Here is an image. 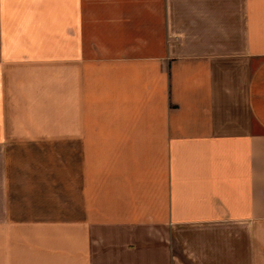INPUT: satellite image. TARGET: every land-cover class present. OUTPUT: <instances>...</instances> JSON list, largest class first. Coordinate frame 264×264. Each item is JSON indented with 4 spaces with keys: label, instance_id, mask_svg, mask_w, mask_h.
<instances>
[{
    "label": "crops",
    "instance_id": "crops-1",
    "mask_svg": "<svg viewBox=\"0 0 264 264\" xmlns=\"http://www.w3.org/2000/svg\"><path fill=\"white\" fill-rule=\"evenodd\" d=\"M0 264H264V0H0Z\"/></svg>",
    "mask_w": 264,
    "mask_h": 264
}]
</instances>
